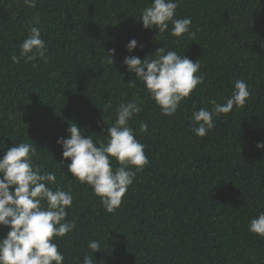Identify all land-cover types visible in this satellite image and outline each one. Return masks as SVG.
<instances>
[{
    "label": "trees",
    "instance_id": "obj_1",
    "mask_svg": "<svg viewBox=\"0 0 264 264\" xmlns=\"http://www.w3.org/2000/svg\"><path fill=\"white\" fill-rule=\"evenodd\" d=\"M151 2L38 0L28 8L0 0V155L12 144H33L34 164L56 173L52 187L71 189L66 219L76 228L54 241L64 264H83L85 254L94 264H264V238L248 230L264 212V149L256 147L264 142V0H179L176 15L191 17L194 40L145 29L138 19ZM36 15L49 60L13 63ZM131 39L144 47L129 53ZM159 47L199 59L204 76L172 116L161 114L140 81L129 85L135 74L123 64ZM108 49L116 50L114 64L106 63ZM235 79L250 88L246 105L214 116L215 127L196 136L193 111L211 110L210 99L225 103ZM127 101L142 108L130 126L150 163L108 213L91 186L60 166L56 141L72 123L104 139L107 125L97 122L114 123ZM8 230L0 225V239ZM90 240L102 251L92 253Z\"/></svg>",
    "mask_w": 264,
    "mask_h": 264
},
{
    "label": "clouds",
    "instance_id": "obj_2",
    "mask_svg": "<svg viewBox=\"0 0 264 264\" xmlns=\"http://www.w3.org/2000/svg\"><path fill=\"white\" fill-rule=\"evenodd\" d=\"M23 3L28 8H36L38 0H23ZM178 7L179 0H152L138 20L145 29H157L158 34L170 31L174 37L187 34L194 40L191 17H178ZM39 24L40 18L36 15L27 28V38L20 44L19 56L11 57L13 63L19 64L21 59L25 63L37 59L48 62L47 42L42 38L41 28L35 26ZM138 46L144 47L131 39L126 45L127 51L132 53ZM115 51L108 49L106 63L114 64ZM123 64L128 73L135 74L129 85L140 81L164 116L174 115L181 102L204 82V76L199 74V59L193 62L175 49L166 51L159 47L143 59L137 55L126 56ZM250 97L246 82L235 79L232 95L225 103L210 99L211 110L205 107L193 111L192 131L198 137H205L215 127L214 116L228 114L234 107H244ZM141 111L135 101L121 102L114 123L109 125L104 117L97 122L100 126L107 125L103 128L107 134L104 139L94 140L91 135L84 134L83 128L72 123L66 129L69 136L56 141L62 146L60 166L66 165L73 179L91 186L108 213L116 212L137 173L150 163L145 145L136 138L135 129L130 126V121ZM139 128L141 133L148 132L147 123L141 122ZM256 147L264 149V142H258ZM34 156L36 148L26 142L12 144L0 155V225L9 229L0 239V264H64L65 255L54 241L76 228L74 220L66 219L73 206L71 189H54L56 173L42 171L34 164ZM113 161L119 166L113 167ZM248 230L264 238V212L250 220ZM87 246L92 253L102 251L98 240H90ZM83 264H94L92 256L85 254Z\"/></svg>",
    "mask_w": 264,
    "mask_h": 264
}]
</instances>
